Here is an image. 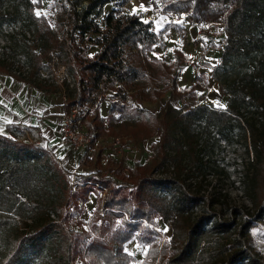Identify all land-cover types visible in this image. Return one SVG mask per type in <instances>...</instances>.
I'll return each instance as SVG.
<instances>
[{"label":"trees","instance_id":"trees-1","mask_svg":"<svg viewBox=\"0 0 264 264\" xmlns=\"http://www.w3.org/2000/svg\"><path fill=\"white\" fill-rule=\"evenodd\" d=\"M53 1L56 31H37L27 45L33 69L27 75L11 72L0 55V75L57 94L55 85L36 78L42 57L54 52L72 81L62 95L64 107L91 106L86 128L94 131L93 140L131 133L134 123L160 128V135L148 167L68 176L47 149L0 134V264H131L135 259L125 245L133 239L147 247L142 264H264V255L249 240L250 231L264 220V0H151L154 13L182 15L190 25L223 26L219 65L211 76L224 78L217 81L229 96L224 110L176 107L167 100L157 114L142 104L167 93L172 99L201 90L197 82L187 88L177 85L180 61L150 57L163 46L171 25L156 32L140 14L124 13L122 7L131 0H120L103 26L98 19L113 0ZM39 7V1L0 0V26L35 25ZM89 43L99 46L92 55L85 53ZM6 50L0 47L2 54ZM107 92L113 96L102 117L99 105ZM237 132L252 156L245 163L244 190L251 206H227L222 216L213 200L200 194L199 185L191 188L185 177L204 173L209 161L201 154L215 142L239 143ZM83 161L100 163L99 157L95 163ZM168 162L174 167L172 177L153 175ZM94 192L98 207L93 222L88 230L76 231L71 214L83 213ZM156 219L171 229L162 247L156 242ZM117 221L120 227L114 229Z\"/></svg>","mask_w":264,"mask_h":264},{"label":"rangeland","instance_id":"rangeland-1","mask_svg":"<svg viewBox=\"0 0 264 264\" xmlns=\"http://www.w3.org/2000/svg\"><path fill=\"white\" fill-rule=\"evenodd\" d=\"M34 2V0H32ZM40 2V7L35 9V14L40 13L38 16V20L35 25H30L29 27L23 25H2L0 26V47L6 46L8 50H6L5 54L0 52V55H4L7 63H10V71L23 73L27 75L33 69V63L29 58V52L27 50V45H29L34 37V34L37 31L41 32L43 30H53L56 31V19L57 13L54 6L53 0H35V2ZM120 0H113L111 3L107 4L103 8V14L100 19H98V23L100 26L104 25L103 18L105 15L110 12L112 9L118 8ZM130 3V2H129ZM128 3V4H129ZM6 4V3H5ZM125 5L122 7L124 13H134L137 14L136 11L131 10L130 7ZM7 5H4L3 8H6ZM147 13L140 12L141 18L145 20V16ZM153 15L154 12L150 13ZM164 17H157L154 19V24L158 28L161 22L164 21ZM186 18L184 16H180L178 19V26L183 27L182 24H185ZM153 24V23H152ZM153 24V27H154ZM217 27V26H215ZM183 29V30H182ZM181 29V32L175 34L174 32H169L165 34L163 40L165 38L167 44L174 45L179 41L177 37H180L181 40L190 41L189 44L183 45L185 51L190 53L191 58L187 56L185 61L180 60L176 53L173 51L176 47L166 48L167 44H163L161 50H156L150 53V57L157 58L160 57L162 60L169 62L174 59L173 62L180 61L183 65L191 66L192 69H196L199 71L202 68V72L206 74V81L198 80V74L191 82H197L201 87V90H195L192 94L188 92L181 94L180 96H175L174 98H169V94L167 93L163 98L153 102V103H145L143 104V108L153 114H157L160 110V107L167 102V100L172 101L173 105L176 107H180L181 103L185 102L190 105H206L210 108L216 110H224L227 107L228 95L223 93L224 87L219 84L218 79H224L219 74L216 75V80H214L211 76L212 69L219 65V58L221 53V48L224 44V36L222 32H219L214 29H203L201 32L199 29L193 33L195 39L191 41V38H186L185 27ZM178 35V36H177ZM91 39H95L96 35H90ZM186 38V39H185ZM187 43V42H186ZM33 44V43H32ZM31 44V45H32ZM99 49L98 45H94L92 43L88 44L86 54L92 55L97 52ZM174 49V50H173ZM157 55V57H156ZM50 57V58H49ZM172 58V59H171ZM43 64L41 69L39 70L36 78L40 80H44L47 84L55 85L59 89V93L56 94V97H62L63 94L67 92L68 89L71 88V79L66 73L65 68L60 64L58 59L55 57V53L51 52L48 56H43ZM191 61V62H190ZM190 62V63H189ZM205 65H210V67H206ZM185 74L180 73L179 75V83L177 80L178 86H184V76ZM2 78L6 77L10 83L13 82L9 76L1 75ZM180 84V85H179ZM9 87V86H8ZM13 88V87H10ZM30 89V88H28ZM129 94V93H128ZM193 95V97H192ZM113 94L107 92L102 95L101 103H104L101 108V113L104 115L107 114V110L109 109V104L111 102V97ZM181 98V102H175L178 98ZM175 102V103H174ZM92 112V111H90ZM245 117L247 119H251L248 113L244 112ZM90 116V115H89ZM87 116V118H90ZM87 121V120H86ZM257 121L260 122L259 119ZM138 123V122H137ZM132 132L131 133H120L117 132L115 135L111 137H131L132 139H142L146 138L148 140L147 145H138L136 142L129 143L130 149L125 153L126 157L123 162L119 165L122 172H127L136 167H148L151 163L152 156L155 155V144L158 141L160 135V128H153L152 125H146L143 127H138L136 124H132ZM237 137L239 139V143L229 145L226 142L219 141L217 144L215 140L210 139L209 143L215 142L210 147L206 148L205 152L201 154L203 160L209 161L208 167L204 171V173L198 174L194 172L193 174L185 177V183L189 185L191 188L196 184L199 185L200 194L204 195L208 199L213 200V208L218 211L222 216L226 214V207L230 205L237 206H245L250 207L251 204L245 195V182L248 181L246 178V170L245 163L252 156L249 153L247 155L244 150L242 142H240L243 137L241 132H237ZM213 133L211 132V137ZM217 138L216 135H213ZM107 138V137H101ZM92 156L86 154L87 160H91L93 156H96V150H91ZM78 158L79 162L77 165L73 166H65L71 171H65L68 176L79 175L80 173H93L97 169H100L104 174H110V167H113L115 164L111 161L100 162L99 164L87 165L84 163L83 158ZM100 161V160H99ZM94 163V162H93ZM118 165V164H117ZM173 164L170 162L165 164L163 171L154 172L153 175L162 178L172 177L174 174ZM114 178H116L114 176ZM97 194H91L89 197L88 203L85 205L83 213L71 214L70 224L76 231L80 230H88L89 226L93 222V214L96 211L97 204ZM199 210H197V214H199ZM54 215V214H53ZM54 220L55 216H51ZM81 223V224H80ZM157 227L154 228L156 233V242L159 244V247H162L164 243H167L171 236V229L169 225L162 223L160 219H156ZM120 227L119 221L115 223L113 226L114 229ZM249 240L251 245L257 249L261 254L264 255V220L258 225V227L252 229L249 233ZM147 247L142 243H137L134 239L126 243L125 251L131 255L135 261L131 264H142V260L144 258Z\"/></svg>","mask_w":264,"mask_h":264},{"label":"crops","instance_id":"crops-1","mask_svg":"<svg viewBox=\"0 0 264 264\" xmlns=\"http://www.w3.org/2000/svg\"><path fill=\"white\" fill-rule=\"evenodd\" d=\"M128 6L131 10L136 11L137 14H140V12L147 13L145 16V20L151 21L153 24L154 19L157 17L161 16L166 18L163 22H161L158 28L155 26V24L153 27L156 32H160L166 25H171L170 28L164 33L163 37H165L166 33H169L171 31L174 32V30V33H177L178 30L177 28H175V26H178L179 24V15L173 13L161 14L159 12L150 15L153 9L151 0H131ZM182 26L185 27V37L191 38V41L195 39L193 33H195L198 29L201 32L204 31L203 29H214L222 32L223 35L222 25H218L217 27L197 26L190 25L188 21H185V24H182ZM180 33H182L181 30ZM177 38L179 39V41L174 45L167 44L165 38L163 44H167L166 48L176 47L175 50L173 49V52L176 53L177 57L180 60L181 57L179 53H182L186 57L188 56L191 58L192 56L190 55V53H187L183 47L184 44L187 45L190 41H185L184 43L183 39L181 40L180 37ZM161 48L162 47H156V50L159 51L161 50ZM157 58L162 59L160 57ZM173 60L174 59L170 61ZM201 70L202 68H200L199 71L196 69L194 70L191 66H188L187 64L183 65L182 63V66L177 68L175 71V73H177L178 83L180 73L185 74V78L183 80L184 86H181L179 84V87H189L197 74L198 76L204 74ZM5 78L6 77L2 78L0 75V134L5 135L10 127H19L26 129L30 138L33 139L34 145L47 149L52 157L59 163L62 169H64L65 171H71L65 166L71 167V165H77L79 162L78 158H81L82 156L73 152L62 136L61 114L64 109L62 97L57 98L56 94H45L35 91L22 82H17L9 77L13 81L10 83ZM104 103L106 102H102L100 106V115L102 117L106 116L101 113V108L103 107ZM98 157L100 160L101 158L99 155Z\"/></svg>","mask_w":264,"mask_h":264},{"label":"built area","instance_id":"built-area-1","mask_svg":"<svg viewBox=\"0 0 264 264\" xmlns=\"http://www.w3.org/2000/svg\"><path fill=\"white\" fill-rule=\"evenodd\" d=\"M17 74L19 72H16ZM181 98L177 99V102ZM62 101L65 105V98L62 97ZM186 103H181L184 106ZM91 106L73 105L68 109H63L61 114V132L64 140L67 142L70 149L78 155L88 154L92 156L91 150H96V156L91 159L94 163L100 156V162H113L115 165L110 167L109 170L117 171L118 166L124 161L125 153L129 151L131 142H136L140 145H147L149 142L146 138L132 139L131 137H107L93 140L94 131H88L86 128L87 116L90 112ZM7 133L14 136L16 140L23 141L28 140L33 143V139L30 138L28 132L24 128L10 127ZM103 160V161H102ZM118 164V165H117ZM74 184L73 181H71Z\"/></svg>","mask_w":264,"mask_h":264},{"label":"snow or ice","instance_id":"snow-or-ice-1","mask_svg":"<svg viewBox=\"0 0 264 264\" xmlns=\"http://www.w3.org/2000/svg\"><path fill=\"white\" fill-rule=\"evenodd\" d=\"M34 2H35V0H34ZM37 15H40V13H37ZM61 158H63V157H61Z\"/></svg>","mask_w":264,"mask_h":264}]
</instances>
